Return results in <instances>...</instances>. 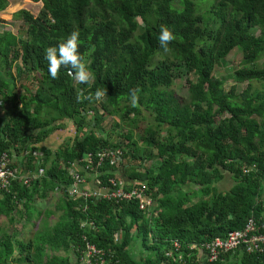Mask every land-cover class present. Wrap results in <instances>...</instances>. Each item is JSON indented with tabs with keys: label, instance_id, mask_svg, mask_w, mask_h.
<instances>
[{
	"label": "trees",
	"instance_id": "16d2710c",
	"mask_svg": "<svg viewBox=\"0 0 264 264\" xmlns=\"http://www.w3.org/2000/svg\"><path fill=\"white\" fill-rule=\"evenodd\" d=\"M31 1L42 2L36 15L25 10L13 15L26 26L25 35L0 32V151L12 157L25 151L23 171L42 167L44 174L29 185L14 181L9 192L1 193L0 215L14 224L17 216L23 218L19 206L29 210L36 199L56 190L54 210L61 212L53 225L45 223L28 240L0 234V264H73L86 240L110 250L118 264H196L192 243L225 237L251 216L264 220V0H213L210 21L199 13L196 0ZM8 3L0 0V11ZM162 26L176 37L167 51L158 43ZM73 30L80 33V55L93 74L88 84H77L64 68L58 79L48 74L45 49ZM237 47L238 61L233 62L234 55L228 62L237 66L234 81L246 82L240 92L234 85L225 90L215 75ZM16 62L21 63L19 76L12 72ZM22 75L34 77V92L24 86L17 92ZM183 78L185 98L172 89ZM103 88L102 101L76 99L81 90L92 95ZM134 89H139L136 107L130 99ZM143 111L152 118L141 137L146 155L129 130L116 142L103 135L106 115L124 121L133 113L134 122ZM63 120L71 121L74 136L53 151L44 142L65 125ZM116 148L130 158L124 176L143 182L153 197L150 210H139L134 201L86 202L68 196V162ZM37 151L41 158L34 156ZM152 159L156 162L145 166ZM118 167L105 160L98 177L106 183L117 176ZM224 173L234 183L218 191L214 185ZM192 185L198 187L195 203ZM83 221H93L95 228L81 227ZM170 250L175 261L165 256ZM236 251L232 264H264V253ZM232 253L216 264H227L223 260Z\"/></svg>",
	"mask_w": 264,
	"mask_h": 264
},
{
	"label": "built area",
	"instance_id": "2783aa9c",
	"mask_svg": "<svg viewBox=\"0 0 264 264\" xmlns=\"http://www.w3.org/2000/svg\"><path fill=\"white\" fill-rule=\"evenodd\" d=\"M34 156L41 158L42 153L37 151ZM15 158L17 159V156L12 157L6 151H0V194L9 192L14 181L29 185L33 179L40 178L44 174V168L42 167L37 171H23L19 165H12ZM108 159L116 167L119 166L118 168L124 167L126 162V158L123 157V152L119 148L103 149L97 154L89 152L85 156V163L81 159L69 161L68 175L71 181L67 188L68 196L81 198L86 202L87 200L134 201L139 210H150L154 201L143 182L118 176L109 177L106 183L101 181L98 177L97 168ZM91 171L94 172L91 173ZM123 183L125 184L123 185ZM86 225L95 228L93 221H83L81 223V227H86ZM113 239L115 242L120 240L119 232L113 234ZM172 244L174 251L181 258L178 241L173 240ZM240 248L247 253H264V220L251 216L243 227L229 231L225 237H215L210 241L189 245L190 251L197 250L194 258L196 264H216L222 255L235 252ZM174 251H166L165 256L175 261ZM76 263L118 264V260L114 258L110 250L107 251L86 240Z\"/></svg>",
	"mask_w": 264,
	"mask_h": 264
},
{
	"label": "rangeland",
	"instance_id": "374dc122",
	"mask_svg": "<svg viewBox=\"0 0 264 264\" xmlns=\"http://www.w3.org/2000/svg\"><path fill=\"white\" fill-rule=\"evenodd\" d=\"M9 3L7 7L0 11V32L4 30H9L13 32L14 34H23L25 35V29L26 27L21 19L15 18L13 15L21 10H25L29 14L36 15L39 10L42 7V2H33L31 0H8ZM197 4L199 5V13L208 21H210L211 13H209V8L213 2V0H204L199 1L196 0ZM239 50V47L232 50V52L227 56L226 62H224L223 66H218L215 71V75L222 79L224 81V87L225 90H228L232 85L235 86V89L237 92L242 91V89L245 87L246 82L243 83H236L233 79V71L237 67L236 63L228 62L231 60L232 57H234L236 51ZM240 55V53L238 54ZM238 55H235V58H233V62L238 61ZM159 58V55L154 58V60H157ZM18 68H21V63L16 62L15 66L12 68V72L15 76H19L18 74ZM35 84L36 81L34 80V77H26L25 75L20 76L19 79L16 80L17 85V92L21 93L23 92V86L25 88H28L31 92L35 91ZM184 85V78L176 80L172 86V89L176 92V94H179L181 97H186V88ZM256 86H259L260 83L255 82ZM133 113H130L129 118L122 121L120 117L116 114L112 115H106L104 121L101 123V128L104 129L103 135L107 136L112 142H116L120 140L123 134H126V132L130 131L131 139L134 140L142 149L140 154L145 153L148 149L147 145L141 141L142 135H144V130L147 126L152 124V118L147 114V112L143 111L140 116H138L136 121H132L131 118H134ZM64 124L62 128L54 130L50 137L44 142L46 147L50 148L51 150H55L58 148L61 144L64 142H69L72 137L74 136V127L70 120H63ZM92 123L90 122L89 126L84 128L86 131ZM97 133L101 132L100 129H97ZM147 148V149H146ZM153 154L156 152L155 149H151ZM24 153L25 151L17 155L18 162H16V165L22 166L25 163L24 159ZM126 158V162L124 164V167H121L117 169V176L118 177H124L125 178V169L126 165L129 164L130 158ZM152 160H145V166L148 164L153 163ZM156 162V161H154ZM127 163V164H126ZM129 168L127 169V171ZM234 181L233 178L229 173H224L223 179L215 183V188L218 191H227L232 185ZM197 186H190V194L192 198V202L195 203L198 201L199 197L197 194ZM59 190H56L55 192L51 193L49 197L46 199H36L35 202L32 203L29 210L23 209V206H19L20 210H24L23 218H19L17 216L16 222L14 224H11L5 216H0V234L3 232H9L15 235V238L22 239V240H28L32 238L35 233L42 229L44 224L53 225L58 219L61 211L54 210L56 203L59 201ZM264 198V192L262 194V199ZM264 200V199H263ZM35 203V205H34ZM29 211H31L30 214V220L26 218L29 215ZM38 211L41 212L40 215H38ZM51 213L50 216L47 214ZM132 251L133 253L139 257L141 250L139 248L138 243L132 244ZM60 254H64V252H60ZM143 254V253H142Z\"/></svg>",
	"mask_w": 264,
	"mask_h": 264
},
{
	"label": "clouds",
	"instance_id": "9594fccd",
	"mask_svg": "<svg viewBox=\"0 0 264 264\" xmlns=\"http://www.w3.org/2000/svg\"><path fill=\"white\" fill-rule=\"evenodd\" d=\"M80 33L73 30L63 41L58 45L49 46L45 49V60L47 61V70L50 77L55 80L59 78L61 68L68 70V75L71 76L77 84H88L93 79V74L89 71L88 66L84 62V58L80 55ZM175 34L166 26H162L158 35V43L165 51L168 50V45L175 40ZM139 89H134L130 93L131 105L136 107L139 101ZM106 89H97L92 95H85L81 90L77 94V101L85 100L102 101L106 96Z\"/></svg>",
	"mask_w": 264,
	"mask_h": 264
},
{
	"label": "crops",
	"instance_id": "0c3cea01",
	"mask_svg": "<svg viewBox=\"0 0 264 264\" xmlns=\"http://www.w3.org/2000/svg\"><path fill=\"white\" fill-rule=\"evenodd\" d=\"M263 199H264V198H263ZM34 202H35V201H34ZM34 205H35V203H34ZM37 214L40 215L41 212L38 211ZM0 216H2V215H0ZM236 253H237V251H236V252H233L232 254H230V255L228 256V259L223 260V263H226V262H227V264L235 263L236 260H237V257H238V256L236 255Z\"/></svg>",
	"mask_w": 264,
	"mask_h": 264
},
{
	"label": "water",
	"instance_id": "95a60500",
	"mask_svg": "<svg viewBox=\"0 0 264 264\" xmlns=\"http://www.w3.org/2000/svg\"><path fill=\"white\" fill-rule=\"evenodd\" d=\"M73 264H77V263H73Z\"/></svg>",
	"mask_w": 264,
	"mask_h": 264
}]
</instances>
